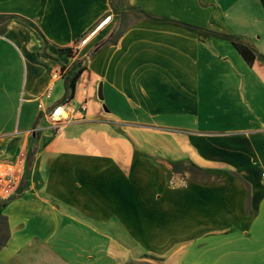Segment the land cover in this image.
<instances>
[{
	"label": "crops",
	"instance_id": "0c3cea01",
	"mask_svg": "<svg viewBox=\"0 0 264 264\" xmlns=\"http://www.w3.org/2000/svg\"><path fill=\"white\" fill-rule=\"evenodd\" d=\"M8 174L0 264H264V0H0Z\"/></svg>",
	"mask_w": 264,
	"mask_h": 264
},
{
	"label": "built area",
	"instance_id": "2783aa9c",
	"mask_svg": "<svg viewBox=\"0 0 264 264\" xmlns=\"http://www.w3.org/2000/svg\"><path fill=\"white\" fill-rule=\"evenodd\" d=\"M88 39V35L80 38V40H78V42L73 45V49L79 50L87 43ZM64 72L65 70L58 68L53 73V77L58 78ZM40 106H42V104ZM85 110H87V102L83 101L77 104L75 103L74 99H71L54 106L52 110L47 113V117L49 118L53 128L60 129L64 124L79 120L74 115L77 112L82 113ZM14 183L15 180L12 178L11 174L0 176V195L9 193Z\"/></svg>",
	"mask_w": 264,
	"mask_h": 264
},
{
	"label": "trees",
	"instance_id": "16d2710c",
	"mask_svg": "<svg viewBox=\"0 0 264 264\" xmlns=\"http://www.w3.org/2000/svg\"><path fill=\"white\" fill-rule=\"evenodd\" d=\"M187 27L190 28V29H193V30H196L197 29L194 26H190V25H187ZM206 35H211V32H209V31L206 32ZM221 36L224 37V38H227V39L232 40V42L236 45V47L238 48V50L240 51V53L244 56V58L250 64H252L255 61V59L257 57V53L255 52L254 48H252V46L245 45V44H240L237 41V37H235L234 35L221 34ZM111 38L112 37H110L109 39L111 40ZM108 40H106V41H108ZM106 41L100 42L95 47V50H98L101 47V45H103ZM65 50H67L68 52H71V48H66ZM95 50H93L90 55H93L96 52ZM61 68H62V70H65V72H64V78H65V83H66L67 97L64 98L63 100H61L59 103H62L64 101L73 99V97H74V90L76 88V85H77V82L79 80L80 75L85 70V66L83 64V60H78L77 62H75L70 67L62 66ZM190 164L193 167H195L197 170L204 171L203 168H200L199 166L195 165L194 163L190 162ZM5 205H6L5 202L0 203V215H1L2 210H3V208H4Z\"/></svg>",
	"mask_w": 264,
	"mask_h": 264
},
{
	"label": "rangeland",
	"instance_id": "374dc122",
	"mask_svg": "<svg viewBox=\"0 0 264 264\" xmlns=\"http://www.w3.org/2000/svg\"><path fill=\"white\" fill-rule=\"evenodd\" d=\"M61 81H59L55 87H53V89L51 90L54 94L58 91V89L61 88V82L65 83V79L61 78ZM169 170L172 172V175L175 177H177L179 180L181 181H186L188 180V178H190L189 176L192 175H200V172L197 173L196 170L193 168V166L190 164V162H185V161H177V162H171V166L169 168ZM193 172V173H192ZM175 179V178H174ZM1 237H4V231H2Z\"/></svg>",
	"mask_w": 264,
	"mask_h": 264
},
{
	"label": "water",
	"instance_id": "95a60500",
	"mask_svg": "<svg viewBox=\"0 0 264 264\" xmlns=\"http://www.w3.org/2000/svg\"><path fill=\"white\" fill-rule=\"evenodd\" d=\"M100 91H101V89H100Z\"/></svg>",
	"mask_w": 264,
	"mask_h": 264
}]
</instances>
